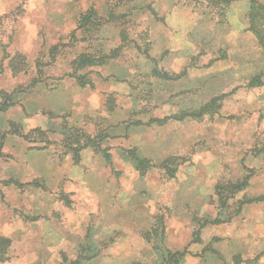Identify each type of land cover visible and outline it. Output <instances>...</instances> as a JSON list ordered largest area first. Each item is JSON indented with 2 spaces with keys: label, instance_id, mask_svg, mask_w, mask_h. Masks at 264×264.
Instances as JSON below:
<instances>
[{
  "label": "rangeland",
  "instance_id": "1",
  "mask_svg": "<svg viewBox=\"0 0 264 264\" xmlns=\"http://www.w3.org/2000/svg\"><path fill=\"white\" fill-rule=\"evenodd\" d=\"M250 2L0 0V264H264Z\"/></svg>",
  "mask_w": 264,
  "mask_h": 264
},
{
  "label": "trees",
  "instance_id": "2",
  "mask_svg": "<svg viewBox=\"0 0 264 264\" xmlns=\"http://www.w3.org/2000/svg\"><path fill=\"white\" fill-rule=\"evenodd\" d=\"M191 2L195 3V4H199V3H205L208 5V6H219V5H230L232 3H235L236 1H239V0H190ZM250 7H249V10H251L250 14H251V19H255L260 13H263L264 14V6H254V2H250ZM256 7L255 9L257 11H253V8ZM95 17V14L90 11L88 12L85 16L82 17V20H81V23L84 25L86 24L87 22H91L92 19H94ZM262 22L264 23V18L261 19ZM253 21V20H251ZM264 26V25H263ZM262 36L264 37V30H263V34ZM95 63V60L93 59V57H90V56H85V55H79L78 57H76L73 61V65L74 66H77L79 69H85V68H88V67H91L93 66ZM156 77L158 78H162V79H167V74L163 72V70H160L157 68V66L154 68L153 72H152ZM85 77L82 76V77H78V80H84ZM261 84V81L259 79V77H256L254 78L249 86L250 87H254V86H259ZM2 105H0V110L2 109L1 108ZM181 118V117H179ZM89 143V147H92L90 146V144H92V140L87 138L86 139ZM73 142V141H72ZM74 142H76V139H74ZM1 148V146H0ZM187 255V252L186 251H183V252H168L166 251L165 254L164 252L162 251L160 253V258H161V261H160V264H180L181 261L184 259V257Z\"/></svg>",
  "mask_w": 264,
  "mask_h": 264
}]
</instances>
